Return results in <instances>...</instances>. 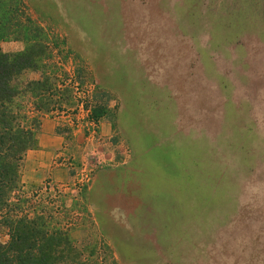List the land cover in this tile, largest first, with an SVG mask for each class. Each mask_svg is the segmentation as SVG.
Here are the masks:
<instances>
[{
  "label": "rangeland",
  "instance_id": "374dc122",
  "mask_svg": "<svg viewBox=\"0 0 264 264\" xmlns=\"http://www.w3.org/2000/svg\"><path fill=\"white\" fill-rule=\"evenodd\" d=\"M22 2L1 49L49 56L15 84L72 99L70 178L9 199L67 235L43 264H264V0Z\"/></svg>",
  "mask_w": 264,
  "mask_h": 264
},
{
  "label": "trees",
  "instance_id": "16d2710c",
  "mask_svg": "<svg viewBox=\"0 0 264 264\" xmlns=\"http://www.w3.org/2000/svg\"><path fill=\"white\" fill-rule=\"evenodd\" d=\"M23 7L22 0H0V42L9 38L7 32L17 20V10ZM48 56L42 42L16 54L4 53L0 47V225L9 232L8 243H0V264H43L59 249L73 250L65 233L51 230L49 219L39 214L31 218L21 215L20 200L16 204L9 201L19 186L23 158L35 148L42 117L63 111V104L71 99L67 88L61 98L57 96L59 88L50 73L43 72L41 79L21 87L15 84L26 70L43 71L46 67L40 62ZM91 106L89 101L84 110L88 112ZM92 113L96 122L103 111L95 107Z\"/></svg>",
  "mask_w": 264,
  "mask_h": 264
},
{
  "label": "crops",
  "instance_id": "0c3cea01",
  "mask_svg": "<svg viewBox=\"0 0 264 264\" xmlns=\"http://www.w3.org/2000/svg\"><path fill=\"white\" fill-rule=\"evenodd\" d=\"M57 131L55 119H41L35 148L27 151L22 161L20 179L23 184L38 186L47 180L59 184L70 178L65 140Z\"/></svg>",
  "mask_w": 264,
  "mask_h": 264
}]
</instances>
